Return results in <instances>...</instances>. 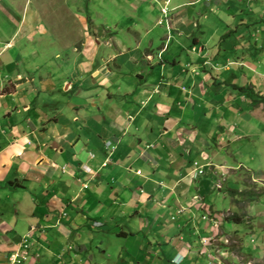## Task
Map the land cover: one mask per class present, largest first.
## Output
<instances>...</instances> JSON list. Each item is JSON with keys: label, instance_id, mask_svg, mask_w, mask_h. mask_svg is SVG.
Listing matches in <instances>:
<instances>
[{"label": "crops", "instance_id": "0c3cea01", "mask_svg": "<svg viewBox=\"0 0 264 264\" xmlns=\"http://www.w3.org/2000/svg\"><path fill=\"white\" fill-rule=\"evenodd\" d=\"M88 12L0 41V264L264 262V0Z\"/></svg>", "mask_w": 264, "mask_h": 264}, {"label": "rangeland", "instance_id": "374dc122", "mask_svg": "<svg viewBox=\"0 0 264 264\" xmlns=\"http://www.w3.org/2000/svg\"><path fill=\"white\" fill-rule=\"evenodd\" d=\"M94 1L95 0H93V2ZM101 1H102L101 2L102 11H98L97 8H95V5L94 6L91 5L89 8L90 0H0V41L1 40L9 41L15 38V35L13 36V32L15 30V26L19 23L21 19V12L23 13L28 12L29 14L32 15V17L29 19L30 22H34V18L38 20V17L36 18L37 15L39 16V19H44V20L45 17L48 16V18L50 19L49 25L54 26L53 27L54 29H57L59 30L60 33H65V34H66L65 30L62 28L63 20L67 19V21H69L70 19V24L73 26V29L69 32L68 37L70 38L80 37L77 33L78 32L81 33L82 31L85 34V36L89 35L92 38H94V36L91 35V30L93 26H91L92 25L91 15H89L90 12H88V10L90 9L92 13L101 12L102 14H105L106 11L110 12L113 10L114 1L117 0H113L112 2L107 0H101ZM85 4L87 5V8ZM63 6H65V8L67 7L68 8L67 11H70L72 13L71 17L66 13V10L64 13ZM85 8H86V12L84 10ZM35 10L38 13H35L34 12ZM78 11H80L81 13H79ZM73 13H75V16L73 15ZM74 17L76 18V22H74ZM113 21L115 23L118 22L116 20ZM84 29H86V32H84ZM34 38H37V34L34 36ZM1 45L2 46H0V49L2 50H0V54L6 50L5 48L6 46L3 44ZM31 46L32 48H39L38 46H36V42H34ZM26 47L27 46H23L22 48H26ZM43 49L45 48L43 47ZM47 49L49 51H51V49H55L57 51L59 48L57 46H49L47 47ZM8 83L10 85L11 81H9ZM263 197L264 196L262 195V198ZM244 237L247 238V235H244ZM247 246H249L250 250L251 248H253L252 244H250L249 242H247ZM249 257H253V255ZM250 263L251 262L247 261V259L243 261V264H250ZM255 264L257 263L255 262Z\"/></svg>", "mask_w": 264, "mask_h": 264}, {"label": "trees", "instance_id": "16d2710c", "mask_svg": "<svg viewBox=\"0 0 264 264\" xmlns=\"http://www.w3.org/2000/svg\"><path fill=\"white\" fill-rule=\"evenodd\" d=\"M248 89L246 91L244 89H240V90L246 93V95L248 96V99H250V102L252 103L251 106L256 107V106L262 105L264 109V97L253 95L251 92L248 91Z\"/></svg>", "mask_w": 264, "mask_h": 264}, {"label": "built area", "instance_id": "2783aa9c", "mask_svg": "<svg viewBox=\"0 0 264 264\" xmlns=\"http://www.w3.org/2000/svg\"><path fill=\"white\" fill-rule=\"evenodd\" d=\"M163 12L165 13V11H163ZM105 145H106V147H107L108 149H112V145H111L110 143H106ZM198 172H199V174L202 173L201 170H198ZM25 260H26V258H25L24 256H20L18 253H15V254H13V255H11V256L9 257V261H10L11 263H18V262H20V261H25ZM174 263L179 264L180 261H175V260H174Z\"/></svg>", "mask_w": 264, "mask_h": 264}]
</instances>
